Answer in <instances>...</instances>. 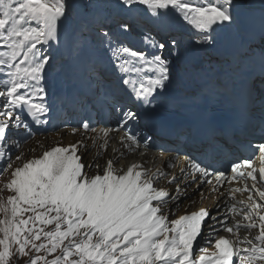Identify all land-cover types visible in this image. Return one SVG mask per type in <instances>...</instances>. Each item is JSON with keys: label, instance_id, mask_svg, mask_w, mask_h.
<instances>
[{"label": "snow or ice", "instance_id": "obj_1", "mask_svg": "<svg viewBox=\"0 0 264 264\" xmlns=\"http://www.w3.org/2000/svg\"><path fill=\"white\" fill-rule=\"evenodd\" d=\"M186 32L189 48L216 52L217 59L185 66ZM61 51L89 85L88 95L62 96L85 113L73 133L96 131L89 110L115 117L117 127L104 136L141 121L154 125L167 101L179 109L184 90L196 85L198 95L221 97L225 106L203 114L191 142L226 166L215 169L186 155L190 169L168 179L172 195L155 187L168 177L162 170L150 174L133 163L124 171L110 159L102 174L90 176L78 155L82 142L54 147L16 167L4 185L12 195L0 199V264L33 250L45 255L30 256L27 264H264V184L257 187L251 158H237L249 149L258 153L264 181V0H0V146L27 130V118L48 122L47 75L53 53ZM218 119L226 121L224 143L201 134ZM240 136L252 139L243 144ZM146 139L125 133L121 143L131 149ZM11 168L8 157L0 174ZM184 175L188 183L181 188ZM236 180L245 185L234 191L248 195L239 201L243 221L231 227L227 216L218 219L219 212L204 208L173 220L162 212L193 184L223 187ZM209 219L210 235L223 230L234 238L220 236L215 251L199 247L195 257L194 242ZM241 229L251 238L241 239Z\"/></svg>", "mask_w": 264, "mask_h": 264}, {"label": "bare ground", "instance_id": "obj_2", "mask_svg": "<svg viewBox=\"0 0 264 264\" xmlns=\"http://www.w3.org/2000/svg\"><path fill=\"white\" fill-rule=\"evenodd\" d=\"M78 4L80 0H75ZM199 51L194 49L190 50L186 55L187 65H192L191 61L193 57L191 54H198ZM56 54L55 60L52 62V68L48 72L47 82L49 88V103L52 106V111L47 117V123H34L31 118L26 119L28 125L27 130H20L13 140L8 142V146H0V150L5 153L4 159H1L2 168L7 166L8 157H11L12 168L15 166H20L28 160L40 158L45 151L51 150L54 147H67L70 144H76L82 142V146L79 148L78 155L82 158V163L85 165L83 171H86L90 176L97 175L100 171L104 157L108 160H115L117 151L118 137L113 136L111 138L101 136L103 135L104 129L85 132L82 129L73 133L71 128L65 127V118L70 115L73 110L72 106L65 103L62 99L63 95L72 93H81L89 89L88 86H73L70 88L71 76L70 70L67 66L66 61L59 58L63 51ZM204 55L207 53L201 52ZM207 57H214L217 59V53H208ZM208 59V58H206ZM212 61V59H209ZM202 61V59H201ZM198 63V62H197ZM239 72H243V68L238 69ZM239 83V80H237ZM196 86V85H195ZM112 87V85H109ZM197 88V86H196ZM192 88L184 90V94L190 93ZM175 90H173L172 95H175ZM62 110L64 113L62 114ZM62 114V115H61ZM61 115V116H60ZM45 119V118H42ZM49 131V132H48ZM45 133V134H44ZM30 134V135H29ZM15 144L13 151L9 152L8 147ZM123 153L125 151L123 150ZM21 156L20 160L16 159V156ZM131 156V158L139 159L140 156ZM144 159H151L148 155L143 156ZM161 161V159H158ZM136 161V160H135ZM134 162H129L128 166ZM138 165H143V160L140 158L137 160ZM89 165H92L89 167ZM99 165V167H96ZM11 168V169H12ZM11 169H8L10 171ZM143 171H147L151 174V169H145L143 166ZM7 171V172H8ZM2 176L1 184H4ZM5 185V184H4ZM3 185V186H4ZM5 189V188H4ZM197 194L194 195V198ZM193 197V194H192ZM212 197V196H211ZM212 199V198H211ZM212 200L208 202L207 205L212 204ZM196 207L195 203L191 205Z\"/></svg>", "mask_w": 264, "mask_h": 264}, {"label": "rangeland", "instance_id": "obj_3", "mask_svg": "<svg viewBox=\"0 0 264 264\" xmlns=\"http://www.w3.org/2000/svg\"><path fill=\"white\" fill-rule=\"evenodd\" d=\"M75 3H76V1H75ZM184 39H185V37H184ZM186 47V49H187V52H186V54L190 51V49H189V47H188V44H187V46H185ZM60 56L62 57V60H64V59H66L67 57H66V55L64 54H60ZM171 58H174V57H171ZM170 58V59H171ZM23 165V164H22ZM22 165H20V166H22ZM15 167H18V166H15ZM0 168H1V170L3 169L2 168V166H1V164H0ZM14 170V169H13ZM13 170H10V171H8V172H3V174H0V189H3V191L2 192H0V199H3V200H5L6 201V199H7V197L9 196V195H12V193L11 192H9L6 188L4 189V184H6V183H8L10 180H11V172L13 171ZM2 176L3 177H5L4 179H3V182H4V184H1V181H2ZM0 218H2V214H0ZM52 226H49V228H51ZM46 231L47 230H49L48 228H46L45 229ZM37 243H40V241H37ZM65 243H67V241L65 242ZM27 251V250H26ZM36 255H39V256H44L45 255V253L42 251V252H40V253H35V251L33 250L31 253H30V256L31 257H35ZM55 255H60V252L59 251H57L56 253H54L52 256H48L47 257V259H52V258H54V256ZM30 256H20V257H17V256H13L12 258H11V264H27V261L30 259Z\"/></svg>", "mask_w": 264, "mask_h": 264}]
</instances>
